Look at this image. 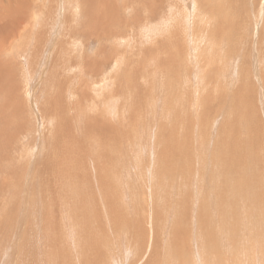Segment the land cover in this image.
Listing matches in <instances>:
<instances>
[{
  "label": "rangeland",
  "instance_id": "1",
  "mask_svg": "<svg viewBox=\"0 0 264 264\" xmlns=\"http://www.w3.org/2000/svg\"><path fill=\"white\" fill-rule=\"evenodd\" d=\"M117 1L34 0L27 20L12 12L17 37L1 47L0 36V98L10 90L18 103L12 121L0 122V264H206L207 254L208 264H264V195L247 198L250 178L264 191V129L246 128L249 108L264 120L255 70L264 71V0ZM37 27L51 30L53 45L39 58L31 56ZM114 30L121 35L107 38ZM244 75L257 81L251 96ZM65 124L78 137L64 135ZM116 130L118 142L109 136ZM259 207L257 221L248 218ZM107 211L118 226L106 225ZM257 228L252 246L246 232Z\"/></svg>",
  "mask_w": 264,
  "mask_h": 264
},
{
  "label": "bare ground",
  "instance_id": "2",
  "mask_svg": "<svg viewBox=\"0 0 264 264\" xmlns=\"http://www.w3.org/2000/svg\"><path fill=\"white\" fill-rule=\"evenodd\" d=\"M33 1L34 0H16V3L14 4L11 0H0V2H2V3H6L7 5H8V7L7 6H5V7H3V13H5V14H3V16H2V18H0V36H1V47L2 46H5V44H6V42H8V39L10 38V34H11V32H13V31H15L16 29H17V23H16V21H15V19H13L12 18V16L13 17H15L14 15H12V12H19V14L18 15H20V17L18 16V18H20L21 19V21H25V20H27V18L28 17H30V15L31 14H29V13H31L30 12V8L32 7V5H33ZM117 1V0H116ZM135 1V0H134ZM140 1V0H139ZM203 1V0H202ZM54 2V1H53ZM118 2V1H117ZM122 2V1H121ZM120 2V3H121ZM142 2H144V1H142ZM150 2V1H149ZM1 3V4H2ZM36 3V2H35ZM43 3V2H42ZM48 3V2H47ZM85 3H86V1H85ZM90 3V2H89ZM98 3V2H97ZM100 3V2H99ZM152 4H150V5H153L154 3L153 2H151ZM200 3V2H199ZM46 4V3H45ZM91 4V3H90ZM116 4V3H115ZM186 4V3H185ZM203 4H204V2H203ZM36 5V4H35ZM41 5V4H40ZM66 5V4H65ZM101 5V4H100ZM112 5V4H111ZM114 5V4H113ZM123 5H124V7H126V8H128V5H130V8L131 7H133L132 6V4H127V2L126 3H124V1H123ZM155 5V4H154ZM166 5V4H165ZM231 5V4H230ZM16 6V7H15ZM48 6L49 5H47V8H48ZM102 6V5H101ZM135 6V5H134ZM10 7H13L12 9L10 8ZM46 7V6H45ZM58 7V6H57ZM91 7V6H90ZM108 7V6H107ZM118 7V6H117ZM155 7V6H154ZM154 7L152 6L151 7V9H154ZM189 7V6H188ZM200 7V6H199ZM1 8V7H0ZM9 8V9H8ZM94 8V7H93ZM92 8V9H93ZM115 8V7H114ZM125 8V10H127ZM32 9H35L36 10V8H35V6H34V8H32ZM97 9V8H96ZM108 9V8H107ZM112 9V8H111ZM137 9V8H136ZM237 9V8H236ZM239 9V8H238ZM100 10V9H99ZM116 10V9H115ZM140 10V9H139ZM37 11V10H36ZM92 11V10H91ZM96 11V10H95ZM101 11V10H100ZM104 11V10H103ZM113 11H114V9H113ZM135 11V10H134ZM144 11H145V9H144ZM144 11H143V13H144ZM147 11V10H146ZM145 11V12H146ZM151 11V10H150ZM42 12V11H41ZM115 12V11H114ZM133 12V11H132ZM154 11H152L151 13H153ZM169 12V11H168ZM191 12V11H190ZM33 13V12H32ZM101 13V12H100ZM110 13V12H109ZM108 13V14H109ZM187 13V12H186ZM220 13V12H219ZM66 14V13H65ZM94 14V13H93ZM107 14V13H106ZM108 14H107V16H108ZM17 15V14H16ZM29 15V16H28ZM36 15V13L34 12V16ZM139 15V14H138ZM194 15V14H193ZM241 15V14H240ZM33 16V15H32ZM46 16V15H45ZM51 16V15H50ZM49 16V17H50ZM65 16V15H64ZM129 16V15H128ZM133 16H135V15H133ZM153 16H154V14H153ZM93 17V16H92ZM109 17V16H108ZM130 18H132L131 16H129ZM148 17V16H147ZM177 17V16H176ZM190 17V16H189ZM48 18V17H47ZM55 18V17H54ZM138 18V17H137ZM164 18V17H163ZM166 18V17H165ZM202 18V17H201ZM226 18V17H225ZM31 20H32V18H30ZM35 19V18H34ZM66 19V18H65ZM94 19H95V17H94ZM177 19V18H176ZM39 20V19H38ZM41 20V19H40ZM43 20V19H42ZM45 20V19H44ZM43 20V21H44ZM50 20V19H49ZM106 20V19H105ZM112 20V19H111ZM120 20V19H119ZM148 20V19H147ZM190 20V19H189ZM2 21H3V23H2ZM42 21V22H43ZM60 21H61V23H64V22H62V20L60 19ZM92 21H94V20H92ZM96 21V20H95ZM123 21V20H122ZM131 21H133V20H131ZM229 21V20H228ZM27 22V21H26ZM34 22V21H33ZM39 22V21H38ZM98 22V21H97ZM105 22V21H104ZM103 22V23H104ZM107 22V21H106ZM186 22V21H185ZM205 22V21H204ZM46 23V22H45ZM53 23V22H52ZM51 23V24H52ZM96 23V22H95ZM168 23V22H167ZM99 23H97V25H98ZM105 24V23H104ZM135 24V23H134ZM22 25V24H21ZM61 25V24H60ZM71 25V24H70ZM93 26H94V24H92ZM91 25V26H92ZM96 25V24H95ZM106 25V24H105ZM175 25V24H174ZM34 26V25H33ZM44 26V25H43ZM125 26V25H124ZM139 26V25H138ZM182 26V25H181ZM56 27V26H55ZM46 28V27H45ZM44 27H39V29H38V27H37V32L35 33L34 32V40H33V43H34V46H33V48H32V55H31V53H30V55L31 56H40L39 54H40V52H43V49H50L49 51H53V45H49L50 43H48V41L49 40H51V39H49V37H48V35L49 36H51V34H52V32H51V30L49 31V33H48V30L47 29H45ZM182 28V27H181ZM264 28V27H263ZM160 29V28H159ZM204 29V28H203ZM223 29V28H222ZM28 30V29H27ZM54 30V29H53ZM83 30V29H82ZM182 30V29H181ZM55 31V30H54ZM108 31V30H107ZM118 31H120V30H118ZM118 31H116V30H114V31H110L109 32V36L107 37V38H110V37H112L113 35H114V37H115V35H121V34H117V32ZM169 31V30H168ZM223 31V30H222ZM228 31V30H227ZM60 32V31H59ZM102 32V31H101ZM133 32V31H132ZM47 33H48V35H47ZM65 33H67V30L65 31V32H63L62 33V38L64 39L65 37H67V34H65ZM106 33V32H105ZM114 33V34H113ZM180 33V32H179ZM12 36H15V35H12L11 34V38H12ZM178 36H179V34H178ZM256 36V35H255ZM15 37H17V36H15ZM19 37V36H18ZM105 37V36H104ZM121 37V36H120ZM172 37V36H171ZM52 38V37H51ZM61 38V39H62ZM131 38V37H130ZM129 38V39H130ZM165 38V37H164ZM258 38V37H257ZM256 38V39H257ZM66 39V38H65ZM121 39H122V37H121ZM121 39H119L118 40V42H120L121 41ZM129 39H127V42H129L130 40ZM136 39V38H135ZM66 40H69V39H66ZM114 40V39H113ZM117 40V39H116ZM116 40H114V41H116ZM174 40V39H173ZM258 40H260L259 38H258ZM58 41V40H57ZM126 41V40H125ZM169 41V40H168ZM261 41V40H260ZM54 42V41H53ZM53 42H52V44H53ZM62 42V41H61ZM86 42V41H85ZM143 42V41H142ZM69 43V42H68ZM88 43V42H87ZM176 43V42H175ZM262 43H263V41H262ZM61 44V43H60ZM79 44H80V42H79ZM92 44V43H91ZM100 44V43H99ZM119 44L121 45V43H118L117 45L119 46ZM33 45V44H32ZM54 45H55V49H54V54H55V56H56V59H59L58 57H59V53L61 52V50H60V46H58L59 44H58V42H56V40H55V42H54ZM129 45V44H128ZM172 45V44H171ZM124 46V45H123ZM152 46V45H151ZM129 46H127V48H128ZM256 47H258V46H256ZM66 48H68V46L66 47ZM118 48V47H117ZM180 48V47H179ZM31 49V48H30ZM63 49V48H62ZM83 49H85V47L83 48ZM132 49V48H131ZM182 49V48H181ZM66 50V49H65ZM163 50V49H162ZM63 51V50H62ZM84 51V50H83ZM152 51V50H151ZM64 52V51H63ZM82 52V51H81ZM264 52V51H263ZM116 53H117V51H116ZM94 54V53H93ZM124 54V53H123ZM118 55V54H117ZM126 55V54H125ZM135 55V54H134ZM157 55V54H156ZM53 56V55H52ZM122 56V55H121ZM174 56V55H173ZM64 57V56H63ZM245 57V56H244ZM259 57V56H258ZM39 58V57H38ZM119 58V57H118ZM61 59H62V57H61ZM109 59V58H108ZM178 59V58H177ZM39 60V59H38ZM53 60V59H52ZM112 60H113V58H112ZM258 60H259V62H261V61H263L264 60V53H261L260 54V57L258 58ZM29 61V60H28ZM44 61H45V59H44ZM62 61V60H61ZM109 61V60H108ZM122 61V60H121ZM151 61V60H150ZM125 62V61H124ZM251 62V61H250ZM55 63H57V62H55ZM127 63V62H126ZM159 63V62H158ZM50 64H51V62H50ZM108 64V63H107ZM131 64H133V63H131ZM136 64V63H135ZM253 64V63H252ZM259 64H262V63H259ZM47 65V64H46ZM160 65V64H159ZM174 65V64H173ZM258 65V64H257ZM54 66V65H53ZM80 66L81 65H79V67L78 68H80ZM86 66V65H85ZM90 66V65H89ZM118 66V65H117ZM262 66V65H261ZM42 67V66H41ZM55 67V66H54ZM88 67V66H87ZM86 67V68H87ZM162 67V66H161ZM175 67V66H174ZM254 67H255V65H254ZM253 67V68H254ZM44 68V67H43ZM65 68V67H64ZM85 68V69H86ZM249 68H251V67H249ZM248 68V69H249ZM252 68V69H253ZM66 69V71H70L72 68L71 67H66L65 68ZM138 69V68H137ZM247 69V70H248ZM255 69V68H254ZM254 69H253V71H254ZM29 70H30V72H32L33 71V64H32V66H31V63H30V67H29ZM256 70V72H257V74H258V76H259V79L261 80V82H262V80L264 81V71H262V70H259V71H257V69H255ZM3 71V70H2ZM8 71H10V70H7L6 71V74L8 73ZM88 71V70H87ZM101 72V71H100ZM114 72V71H113ZM142 72V71H141ZM249 72V71H248ZM10 73H11V71H10ZM61 73V72H60ZM91 73V72H90ZM1 74V73H0ZM5 74V73H4ZM34 74V73H33ZM42 73H40V75H41ZM67 74H69V73H67ZM98 74V73H97ZM245 74H246V72H245ZM248 74V73H247ZM31 75H32V73H31ZM64 75V74H63ZM78 75V74H77ZM113 75V74H112ZM252 75V74H251ZM10 76H11V74H10ZM68 76V75H67ZM109 76V75H108ZM118 76V75H117ZM256 76V75H255ZM257 76V77H258ZM111 77V76H110ZM243 77H245V75L243 76ZM248 78H246L245 77V86H244V90H246V91H249V94H248V96H251V94H250V92H252V90L255 88L254 86H255V83L257 82L256 80H253L251 77L249 78V76H247ZM81 78V77H80ZM262 78V79H261ZM78 79V78H77ZM102 80V79H101ZM240 80V79H239ZM1 82H3V83H5L3 80H1ZM0 82V83H1ZM62 82V81H61ZM87 82V81H86ZM138 82V81H137ZM80 83H82V81L80 82ZM80 83H78V84H80ZM96 83V82H95ZM101 83H103L104 84V82H101ZM114 83V82H113ZM241 84V83H240ZM1 85V84H0ZM4 85V84H3ZM2 85V86H3ZM61 85V84H60ZM80 85H82V84H80ZM5 86V85H4ZM4 86H3V88H4ZM34 86V85H33ZM104 86V85H103ZM58 87V86H57ZM69 87V86H68ZM88 87V86H87ZM90 87V86H89ZM91 87H92V85H91ZM75 88V87H74ZM83 88H85V87H83ZM260 88H261V90H262V96H263V101L261 100V102L263 103V105H264V82H262V83H260ZM69 89V88H68ZM126 89V88H125ZM169 89V88H168ZM27 90V89H26ZM79 90V89H78ZM140 90V89H139ZM173 90V89H172ZM29 91V90H28ZM60 91V90H59ZM91 91V90H90ZM4 92V91H3ZM3 92L2 93H0V95H2L3 94ZM6 92H7V90H6ZM13 92V91H12ZM18 92V91H17ZM61 92V91H60ZM62 93V92H61ZM60 93V95H62ZM64 94H65V92H64ZM83 94V93H82ZM116 94V93H115ZM243 94V93H242ZM246 95V94H245ZM57 96V93H56V95H53V96H50V97H52V100L55 98ZM63 96V95H62ZM66 96V95H65ZM64 97V96H63ZM71 97V96H70ZM88 97H90V96H88ZM15 97L14 96H12V94H11V92H10V90H9V92H7V93H5L3 96H2V98H0V122L1 123H3V120H6V122H9V121H12V116H14L13 115V112L16 114V108H15V106H14V104L15 103H17L16 101H15V99H14ZM44 98V97H43ZM79 98H81V97H79ZM86 98V97H85ZM19 99V98H18ZM51 99V98H50ZM66 99V98H65ZM104 99V98H103ZM247 99V98H246ZM22 100V99H21ZM60 100V99H59ZM47 101H48V99H47ZM47 101L44 103V106H46L47 108H49L48 106H47ZM70 101V100H69ZM78 101V100H77ZM53 102H55L56 104H59V102H58V100H54ZM66 103V102H65ZM69 103V102H68ZM80 103H81V101H80ZM108 103V102H107ZM110 103V102H109ZM238 103H239V101L237 100V105H238ZM251 103V102H250ZM255 103H257V102H255ZM41 104V103H40ZM42 104H43V102H42ZM46 104V105H45ZM73 104H74V102H73ZM76 104V103H75ZM83 104V103H82ZM219 104V103H218ZM260 104V103H259ZM16 105V104H15ZM17 105H18V103H17ZM16 105V106H17ZM22 105H24V104H22ZM49 105V104H48ZM51 106H52V104H50ZM237 105L235 104V108L237 107ZM241 105V104H240ZM10 107V108H12L13 109V111L11 112V114H9V116H7V108L6 107ZM42 106V105H41ZM70 106H71V104H70ZM74 106V105H73ZM86 106V105H85ZM108 106V105H107ZM18 107V106H17ZM39 107V106H38ZM122 107V106H121ZM185 107V106H184ZM232 107V106H231ZM241 107V106H240ZM253 107V106H252ZM264 107V106H263ZM66 108V107H65ZM69 108V107H68ZM71 108V107H70ZM238 108V107H237ZM40 109V108H39ZM42 109H43V107H42ZM50 109V108H49ZM82 109V108H81ZM115 109V108H114ZM239 109V108H238ZM263 109V111H264V108H262ZM170 110V109H169ZM240 110V109H239ZM248 110V109H247ZM43 111V110H42ZM51 110H48V112H50ZM233 111H234V109H233ZM262 111V110H261ZM45 112V111H44ZM70 112V111H69ZM132 112H134V111H132ZM249 115H248V119H247V115L245 114V116H246V124H247V126H246V128H247V133H254V132H256L257 130L259 131V133H261L262 132V130L264 129V120H262L261 122H256V120H255V117H256V112H254V111H252V110H250V108H249ZM254 112V113H253ZM54 113H55V111H54ZM71 113V112H70ZM18 114V113H17ZM56 114V113H55ZM66 114V113H65ZM67 114H68V112H67ZM208 114V113H207ZM43 115V114H42ZM52 115V114H51ZM54 115V114H53ZM106 115V114H105ZM48 116V115H47ZM67 116V115H66ZM66 116H63V117H66ZM70 115L68 114V117L66 118V119H68V120H71L70 119V117H69ZM24 118V117H23ZM49 118V117H48ZM60 118V117H59ZM262 118L264 119V115H262ZM50 119V118H49ZM65 119V118H64ZM46 120V119H45ZM55 120L56 119H54V122H55ZM57 120H59V119H57ZM85 121V120H84ZM186 121V120H185ZM51 122V121H50ZM60 123L62 122L61 120L59 121ZM79 122V121H78ZM91 122H94V123H97V121L94 119L93 121H92V119H91ZM91 122H88L87 123V128H85L84 127V132H85V136H89V134H88V132L90 133V131L92 130V128L93 127H95L96 125L95 124H93V123H91ZM100 122V121H99ZM0 123V124H1ZM44 123V122H43ZM48 123V122H47ZM56 123H58V122H56ZM70 123V121L68 122V124ZM231 123V122H230ZM86 124V123H85ZM31 125V124H30ZM43 125V124H42ZM67 124H65V126H66ZM79 125V124H78ZM189 125V124H188ZM226 125V124H225ZM231 125V128L232 129H234L236 126H237V123H231L230 124ZM229 125V126H230ZM40 126V125H39ZM76 126V125H75ZM83 126V125H82ZM82 126H80V127H82ZM53 127V126H52ZM74 127V126H73ZM79 127V126H78ZM115 127L116 126H113V129H115ZM29 128V127H28ZM60 128H61V126H60ZM71 124L70 125H67L66 127H65V133H64V135H66V134H69L71 137H78L77 136V134L76 133H74V134H71V132L74 130H72L71 131ZM89 128H91V129H89ZM118 128V127H117ZM39 129V128H38ZM40 131H41V129H40ZM45 131V130H44ZM57 131V130H56ZM81 131V130H80ZM80 131H79V133H80ZM106 131V130H105ZM2 132V131H1ZM61 132H62V129H61ZM60 132V133H61ZM225 132V131H224ZM63 133V132H62ZM114 133V132H113ZM112 132H111V134H109V136H110V138L111 139H116V141L118 140V133H117V130H116V132H115V134H113ZM226 133V132H225ZM18 134H19V132H18ZM255 134V133H254ZM16 135H17V133H16ZM20 135H23L22 133H20ZM81 135V134H80ZM222 135V134H221ZM4 136V135H3ZM6 136V135H5ZM11 136V135H10ZM46 136V135H45ZM60 136H62V134L60 135ZM158 136V135H157ZM253 137H254V135H252ZM258 136V135H257ZM15 137V136H14ZM19 137V136H18ZM90 137V136H89ZM221 137V136H220ZM232 137V136H231ZM11 138V137H10ZM131 138V137H130ZM233 138V137H232ZM259 139V138H258ZM11 140V139H10ZM223 140V139H222ZM71 141H72V139H71ZM257 141V140H256ZM255 141V142H256ZM118 142V141H117ZM64 143V142H63ZM250 143V145L252 146V144H253V139H251V140H249L248 139V142H247V145ZM83 144V143H82ZM116 144V143H115ZM84 145V144H83ZM187 145V144H186ZM82 146V145H81ZM131 146V145H130ZM4 147V146H3ZM200 147V146H199ZM6 148V147H5ZM80 148V147H79ZM82 148V147H81ZM245 148V147H244ZM4 149V148H3ZM40 149V148H39ZM156 149V148H155ZM20 150V149H19ZM2 151V150H1ZM200 151H202V150H200ZM134 152V151H133ZM58 153V152H57ZM90 153V152H89ZM171 153V152H170ZM212 153V152H211ZM210 153V154H211ZM224 153V152H223ZM44 154V153H43ZM133 154V153H132ZM203 154V153H202ZM214 154V153H213ZM231 155V154H230ZM203 156V155H202ZM202 156H201V154H199V156H198V160H199V162L201 163L202 162ZM232 156V155H231ZM250 156H252V152L250 153ZM37 157V156H36ZM118 157V156H117ZM173 157V156H172ZM212 157V156H211ZM186 158V157H185ZM46 159V158H45ZM118 159V158H117ZM234 159V158H233ZM89 160V159H88ZM215 160V159H214ZM249 160V159H248ZM205 161V160H204ZM250 161L251 162H253L254 160H251L250 159ZM19 162V161H18ZM211 162V161H210ZM235 163V162H234ZM56 164V163H55ZM152 164V163H151ZM220 164V163H219ZM232 164V163H231ZM58 165V164H57ZM244 165V164H243ZM62 166V165H61ZM200 166H201V164H200ZM48 167V166H47ZM78 167H80V166H78ZM115 167V166H114ZM229 167H231V166H229ZM57 168V167H56ZM60 168V167H59ZM75 168H77V167H75ZM202 166L200 167V174L198 175V177H197V180H199L200 181V179L201 178H203V176H202V172H203V170H202ZM207 168V167H206ZM220 168V167H219ZM174 169V168H173ZM205 169V168H204ZM231 169V168H230ZM235 169V168H234ZM82 170V169H81ZM175 170V169H174ZM189 170V169H188ZM79 171V170H78ZM192 171H193V169H192ZM223 172H225V170L223 169L222 170ZM13 172V171H12ZM171 172V171H170ZM195 172V171H194ZM197 172V171H196ZM207 172V171H206ZM69 173V172H68ZM192 173V172H191ZM199 173V172H198ZM228 173V172H227ZM62 174V173H61ZM146 174V173H145ZM204 174V173H203ZM151 175V174H150ZM115 176V175H114ZM113 176V177H114ZM140 176V175H139ZM80 177V176H79ZM85 177V176H84ZM112 177V176H111ZM154 177V176H153ZM160 177V176H159ZM191 177V176H190ZM221 177V176H220ZM16 178V177H15ZM155 181V180H154ZM240 181V180H239ZM156 183V182H155ZM261 184H262V181H258V179H255L253 182H251V178H250V180H249V183H247V188H248V186H249V192H247V198H251L250 200H255L256 201V198H259L260 197V195H258V193H260V194H263L264 195V191L263 190H256V191H254V189H251V188H257V187H259V186H261ZM137 185V184H136ZM154 185V184H153ZM199 186V185H198ZM238 186V185H237ZM126 187V186H125ZM151 187H153V186H151ZM150 187V188H151ZM164 187V186H163ZM136 188V187H135ZM148 188V187H147ZM149 188V189H150ZM145 189V188H144ZM149 189H148V191H149ZM216 189V188H215ZM220 189V188H219ZM222 189V188H221ZM227 189V188H226ZM151 190V189H150ZM223 190H225V189H223ZM110 191V190H109ZM200 191V190H199ZM218 191V190H217ZM257 191H258V193H257ZM125 192H126V190H125ZM164 192V191H163ZM224 192V191H223ZM221 193V192H220ZM222 195V194H221ZM256 195H257V197H256ZM225 196V195H224ZM21 197V196H20ZM196 197V196H195ZM208 197V196H207ZM210 198V197H209ZM222 198H223V196H222ZM212 199V198H211ZM215 199V198H214ZM213 199V200H214ZM146 200H147V197H146ZM44 201V200H43ZM42 201V202H43ZM145 201V200H144ZM164 201V200H163ZM215 201V200H214ZM220 201V200H219ZM147 202V205H148V201H146ZM217 202V201H216ZM215 202V203H216ZM222 202V201H221ZM107 203V202H106ZM145 203V202H144ZM218 203V202H217ZM224 204H226V203H224ZM263 204V203H262ZM161 205V204H160ZM264 206V205H263ZM11 207V206H10ZM31 207V206H30ZM168 207V206H167ZM225 207V206H224ZM43 208V207H42ZM62 208V207H61ZM170 208V207H169ZM221 208V207H220ZM228 208V207H227ZM148 209V208H147ZM200 209V208H199ZM255 209H257V208H255ZM168 210V209H167ZM175 210V209H174ZM204 210V209H203ZM206 210V209H205ZM258 210H260L259 212H257ZM258 210H254V208H252V211H251V213H249L248 214V218L249 217H251V218H253L255 221H257L256 220V218H257V215L263 210V209H261V207H259V209ZM145 211V210H144ZM207 211V210H206ZM205 211V212H206ZM211 211V210H210ZM210 211H209V213H210ZM218 211V210H217ZM264 211V210H263ZM117 212V211H116ZM122 212V211H121ZM146 212V211H145ZM194 212H196V211H194ZM213 212V211H212ZM230 212V211H229ZM113 213V212H112ZM114 213H115V211H114ZM143 213V212H142ZM147 213L149 214V212H148V210H147ZM207 213H208V211H207ZM42 214V213H41ZM124 213L122 212V214L121 215H123ZM153 214V213H152ZM204 214V211H203V213L201 214V215H203ZM219 214V213H218ZM229 214V213H228ZM28 215V214H27ZM50 215V214H49ZM106 215H108L107 216V218H106V225H112V227L113 226H115V225H117V223H118V220H117V216H111L112 214H110V212H108L107 211V213H106ZM154 215V214H153ZM158 215V214H157ZM212 215V214H211ZM230 215V214H229ZM124 216H125V214H124ZM145 216V215H144ZM159 216V215H158ZM208 216V215H207ZM59 217V216H58ZM143 217V216H142ZM157 217V216H156ZM161 217V216H160ZM209 217V216H208ZM120 218V217H119ZM123 218V217H122ZM135 218V217H134ZM177 218V217H176ZM215 218V217H214ZM37 219V218H36ZM139 219V218H138ZM147 219L151 222V220H150V214H149V216L147 217ZM157 219V218H156ZM211 219V218H210ZM242 219V218H241ZM38 220V219H37ZM174 220H176V219H174ZM179 220V219H178ZM178 220H176V221H178ZM195 220V219H194ZM199 220H202L201 218L199 219ZM206 220V219H205ZM34 221V220H33ZM225 221V220H224ZM153 222V221H152ZM195 222V221H194ZM221 222V221H220ZM230 222H232V221H230ZM4 223V222H3ZM132 223V222H131ZM157 223V222H156ZM159 223V222H158ZM175 223V222H174ZM177 223V222H176ZM197 223V222H196ZM219 223V222H218ZM234 223V222H233ZM244 223V222H243ZM134 225V224H133ZM153 225V224H152ZM220 225V224H219ZM118 226V225H117ZM141 226V225H140ZM144 226V225H143ZM194 226V225H193ZM225 226V225H224ZM133 227V226H132ZM153 227H155V230H156V226H153ZM197 227V226H196ZM220 227V226H219ZM28 228V227H27ZM135 228V227H134ZM164 228V227H163ZM184 228V227H183ZM186 228V227H185ZM188 228L189 227H187L186 229L188 230ZM198 228H203V226H199ZM229 228H231V227H229ZM29 229V228H28ZM113 229V228H112ZM115 229V228H114ZM128 229V228H127ZM136 229V228H135ZM167 229V228H166ZM178 229V228H177ZM176 229V230H177ZM219 229V228H218ZM217 229V230H218ZM222 229V228H221ZM247 229L249 230V226L247 227ZM261 228H257V229H252L251 231H248V232H246V234H247V236H248V238H247V241L252 245V246H256V244L255 243H257V237H254L253 235H257V233H258V231L260 232V234H261V230H260ZM148 231H146V234H148V233H152L149 229H147ZM157 230H158V228H157ZM165 230V229H164ZM183 230H185V229H183ZM194 230V229H193ZM199 230V229H198ZM214 230V229H213ZM225 230H226V228H225ZM228 230V229H227ZM239 230V232H240V228L239 229H236L235 228V230H234V232H236V231H238ZM173 231V230H172ZM179 231L181 232L182 230L181 229H179ZM186 231V230H185ZM191 231V230H190ZM229 231H230V229H229ZM215 232V231H214ZM221 232H222V230H221ZM28 233V232H27ZM32 233V232H31ZM153 233H154V229H153ZM152 233V234H153ZM184 233H186V232H184ZM183 233V234H184ZM230 233H231V231H230ZM128 234V233H127ZM141 234H142V232H141ZM164 234V233H163ZM171 234V233H170ZM173 234V233H172ZM182 234V235H183ZM233 234V233H232ZM235 234V233H234ZM181 235V234H180ZM181 235V236H182ZM205 235H207V234H205ZM224 235V234H223ZM155 236V235H154ZM180 236V237H181ZM197 236H198V234H197ZM199 236H200V234H199ZM198 236V237H199ZM227 236H229V235H227ZM152 237V236H151ZM150 237V238H151ZM203 237H205V236H203ZM208 237V236H207ZM206 237V238H207ZM232 237V236H231ZM234 237V236H233ZM21 238V237H20ZM149 238V239H150ZM168 238V237H167ZM177 238V237H176ZM182 238H183V236H182ZM200 238V237H199ZM139 240H140V242L142 243V245H141V251H145L146 249H144L145 248V246H144V244L145 243H143L142 242V239H140V238H138ZM158 239V238H157ZM178 239V238H177ZM215 239V238H214ZM234 239V238H233ZM151 240V239H150ZM171 240V239H170ZM172 240H174V239H172ZM179 240H181V238H179L178 239V243L177 244H179ZM209 240L212 242V240L209 238ZM208 240V241H209ZM263 240L264 239H262V242H263ZM209 241V242H210ZM219 241H223V240H219ZM229 241V240H228ZM123 242V241H122ZM139 242V241H138ZM137 242V243H138ZM154 242V241H153ZM161 242V241H160ZM164 241H162L161 243H163ZM174 242V241H173ZM214 242H215V240H214ZM218 242V241H217ZM216 242V243H217ZM230 242V241H229ZM149 243V242H148ZM152 243V242H151ZM150 243V244H151ZM165 243V242H164ZM166 243H167V241H166ZM174 243H176V242H174ZM194 243V242H193ZM216 243H215V245H216ZM149 244V245H150ZM160 244V243H159ZM168 244V243H167ZM173 244V243H172ZM182 243H180V245H181ZM184 244V246H185V243H183ZM220 244H222V243H220ZM219 244V245H220ZM226 244V243H225ZM22 245V244H21ZM139 245H140V243H139ZM139 245L137 246V247H139ZM152 245V244H151ZM174 245V244H173ZM176 245V244H175ZM199 245V244H198ZM211 245V244H210ZM165 246V245H164ZM209 246V245H208ZM223 246V245H222ZM150 247H152V246H150ZM177 247V246H176ZM226 247H228V246H226ZM231 247V246H230ZM149 248V247H148ZM159 248V247H158ZM186 248V247H185ZM184 248V249H185ZM194 248V247H193ZM219 248H220V246H219ZM223 248V247H222ZM221 248V249H222ZM225 248V247H224ZM13 249V248H12ZM152 249V248H151ZM214 249V248H213ZM240 249V248H239ZM39 250V249H38ZM181 250H182V248H181ZM186 250V249H185ZM195 250V249H194ZM220 250V249H219ZM19 251V250H18ZM152 251V250H151ZM155 251V250H154ZM153 251V252H154ZM201 251V250H200ZM221 251V250H220ZM226 251V250H225ZM232 251V250H231ZM20 252V251H19ZM218 252V251H217ZM222 252V251H221ZM233 252V251H232ZM81 253V252H80ZM156 253V252H155ZM219 253V252H218ZM223 253H224V251H223ZM142 254V252H139V255H141ZM149 254H150V252H149ZM161 254V253H160ZM20 255V254H19ZM113 255V254H112ZM138 255V256H139ZM213 255V254H212ZM220 255V254H219ZM222 255V254H221ZM220 255V256H221ZM225 255V254H224ZM232 255V254H231ZM233 255H235L236 256V254H233ZM244 255V254H243ZM229 256H230V254H229ZM203 257V256H202ZM209 256H208V254L207 255H205V261H206V264H208L207 262H209V258H208ZM232 257H234V256H232ZM237 257V256H236ZM161 258H164V256L162 255V257ZM222 258H223V255H222ZM160 259V258H159ZM232 259V258H231ZM31 260V259H30ZM169 260H171V259H169ZM193 260V259H192ZM221 260V259H220ZM224 260V259H223ZM226 260V259H225ZM234 260V259H233ZM236 260V259H235ZM163 261H166V259H164ZM203 261H204V259H203ZM211 261V260H210ZM216 261V260H215ZM219 261V260H218ZM78 262V261H77ZM76 262V263H77ZM167 262V261H166ZM172 262V261H171ZM237 262H239V261H237ZM241 262H242V259H241ZM22 263V262H21ZM83 263H84V261H83ZM150 263V262H149ZM152 263V262H151ZM177 263V262H176ZM216 263V262H215ZM81 264H82V262H81ZM85 264H91V262H90V258H86L85 259ZM162 264V263H161ZM223 264V263H222ZM227 264H228V262H227ZM234 264V263H233ZM239 264V263H238Z\"/></svg>",
  "mask_w": 264,
  "mask_h": 264
}]
</instances>
